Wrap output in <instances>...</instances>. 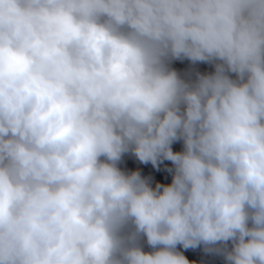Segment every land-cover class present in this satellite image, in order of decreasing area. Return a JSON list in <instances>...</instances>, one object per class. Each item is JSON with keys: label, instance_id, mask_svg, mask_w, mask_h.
<instances>
[{"label": "clouds", "instance_id": "clouds-1", "mask_svg": "<svg viewBox=\"0 0 264 264\" xmlns=\"http://www.w3.org/2000/svg\"><path fill=\"white\" fill-rule=\"evenodd\" d=\"M219 257L264 264V0H0V264Z\"/></svg>", "mask_w": 264, "mask_h": 264}, {"label": "trees", "instance_id": "trees-1", "mask_svg": "<svg viewBox=\"0 0 264 264\" xmlns=\"http://www.w3.org/2000/svg\"><path fill=\"white\" fill-rule=\"evenodd\" d=\"M141 243V245H146V244H144V242H140ZM177 248L178 249H180V247H179V245H177ZM185 252H183L182 253V255H184L185 256V258L189 261V259H190V251L191 252H193L194 254H196L194 251H193V249H189L190 251H187L188 249H183ZM186 256H188V257H186ZM220 259H219V261L222 263V264H224V261H223V259L221 258V257H219ZM199 264V263H198ZM201 264H203V263H201Z\"/></svg>", "mask_w": 264, "mask_h": 264}, {"label": "bare ground", "instance_id": "bare-ground-1", "mask_svg": "<svg viewBox=\"0 0 264 264\" xmlns=\"http://www.w3.org/2000/svg\"><path fill=\"white\" fill-rule=\"evenodd\" d=\"M231 75V74H230ZM203 264H205V263H203Z\"/></svg>", "mask_w": 264, "mask_h": 264}]
</instances>
